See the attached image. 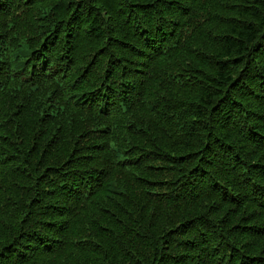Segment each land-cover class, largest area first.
I'll use <instances>...</instances> for the list:
<instances>
[{
    "label": "trees",
    "instance_id": "16d2710c",
    "mask_svg": "<svg viewBox=\"0 0 264 264\" xmlns=\"http://www.w3.org/2000/svg\"><path fill=\"white\" fill-rule=\"evenodd\" d=\"M0 264H264V0H0Z\"/></svg>",
    "mask_w": 264,
    "mask_h": 264
}]
</instances>
